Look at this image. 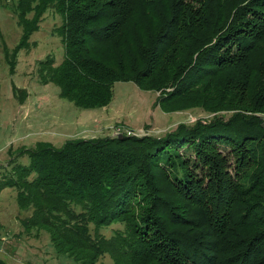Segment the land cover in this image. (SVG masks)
Returning <instances> with one entry per match:
<instances>
[{"label":"trees","instance_id":"trees-1","mask_svg":"<svg viewBox=\"0 0 264 264\" xmlns=\"http://www.w3.org/2000/svg\"><path fill=\"white\" fill-rule=\"evenodd\" d=\"M22 2L8 6L28 37L36 19L25 16ZM38 4L37 15L59 16L64 49L60 62L41 70L50 69L77 107L109 105L115 83H150L181 38L187 56L157 87L171 88L159 101L223 82L216 102L203 95L200 106L232 105L238 93L248 110L227 119L207 114L163 137L122 134L24 149L15 157L27 162L0 169V193L14 191L18 209L28 212L24 231L48 233L55 257L73 264H103L105 256L112 264H264V0ZM105 46L120 54L101 63L94 56ZM117 224L124 229H112Z\"/></svg>","mask_w":264,"mask_h":264},{"label":"rangeland","instance_id":"rangeland-1","mask_svg":"<svg viewBox=\"0 0 264 264\" xmlns=\"http://www.w3.org/2000/svg\"><path fill=\"white\" fill-rule=\"evenodd\" d=\"M18 1L0 0V169L10 170L13 159L19 163L27 162L23 155L15 156L38 144L59 148L69 141L115 134L163 137L179 125L191 129L199 119H210L208 115L211 113L227 119L240 110H248L244 109L247 108L244 97L238 93H235L232 105L224 102L215 109H211L212 105H204L206 103H203L204 107L200 106L203 95L211 97L207 102H216L223 82H213L209 87L203 84L190 95L172 100V103L159 101L171 92V88L157 90V87L170 75V67L187 56L188 50H185L181 38L176 40L175 47L170 48L165 56L167 63L155 73L150 83L144 82L142 88L132 80L115 83L109 105L92 109L77 107L49 78L50 69L41 70L45 62L53 60L55 65L63 58V44L56 31L61 24L59 16L50 11L37 15L33 9L38 0H23L25 16L36 19L33 24L36 28L27 37L17 13L8 6L17 5ZM190 4L194 10L200 9L195 1ZM21 38L24 41L18 47ZM114 50L117 53L119 50L120 54L119 47L105 46L94 58L103 63L104 57L112 56ZM224 76L225 73L222 78ZM218 127L225 129L220 124ZM202 130L209 131L208 128ZM219 152L225 155L228 150L220 148ZM182 153L187 154L184 157L191 155L190 152ZM194 174L198 179L204 178V175H198L199 167H195ZM27 216L28 212L18 209L14 191L7 189L0 193V260L5 264H73L70 260L55 257L48 233L36 228L24 231L20 220ZM112 229L121 230L124 225L117 224ZM112 229L102 234L109 237ZM102 262L112 264L107 256Z\"/></svg>","mask_w":264,"mask_h":264},{"label":"water","instance_id":"water-1","mask_svg":"<svg viewBox=\"0 0 264 264\" xmlns=\"http://www.w3.org/2000/svg\"><path fill=\"white\" fill-rule=\"evenodd\" d=\"M262 127L264 128V124L262 125Z\"/></svg>","mask_w":264,"mask_h":264},{"label":"built area","instance_id":"built-area-1","mask_svg":"<svg viewBox=\"0 0 264 264\" xmlns=\"http://www.w3.org/2000/svg\"><path fill=\"white\" fill-rule=\"evenodd\" d=\"M115 135H119V134H115Z\"/></svg>","mask_w":264,"mask_h":264}]
</instances>
